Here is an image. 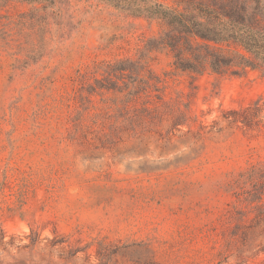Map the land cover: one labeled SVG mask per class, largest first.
Segmentation results:
<instances>
[{"label":"rangeland","instance_id":"374dc122","mask_svg":"<svg viewBox=\"0 0 264 264\" xmlns=\"http://www.w3.org/2000/svg\"><path fill=\"white\" fill-rule=\"evenodd\" d=\"M31 9H0V264H264V71L181 72L153 50L161 100L126 106L87 87L160 22L99 0ZM126 107L156 132L109 139Z\"/></svg>","mask_w":264,"mask_h":264},{"label":"trees","instance_id":"16d2710c","mask_svg":"<svg viewBox=\"0 0 264 264\" xmlns=\"http://www.w3.org/2000/svg\"><path fill=\"white\" fill-rule=\"evenodd\" d=\"M12 1L31 5L26 17H36L38 22L45 23L49 17L58 18L59 5L65 0H0V9ZM99 1L133 17L158 20L163 29L157 38L146 41L144 53H140L137 61L120 59L98 64L96 68L102 69L105 77L102 81H94L96 87H87L89 94L96 88L112 91L123 96L121 102L126 106L146 93H154V98L161 100L158 78L148 69L146 62H141L153 50L169 51L173 65L181 72L237 75L246 69L264 71V0ZM224 45H233L244 53L235 51L229 54L222 48ZM144 74H147L146 78ZM126 108L124 125L112 131L109 139H119L123 133L141 139L145 133L156 132L152 130L155 127L152 121L159 116H152L154 110L133 114ZM143 113H147L151 120L147 122ZM179 122H174L172 127Z\"/></svg>","mask_w":264,"mask_h":264}]
</instances>
